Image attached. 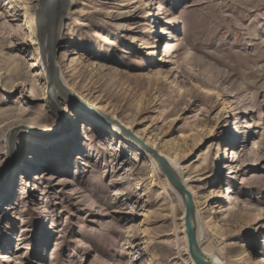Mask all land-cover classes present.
Returning <instances> with one entry per match:
<instances>
[{
  "label": "rangeland",
  "instance_id": "obj_1",
  "mask_svg": "<svg viewBox=\"0 0 264 264\" xmlns=\"http://www.w3.org/2000/svg\"><path fill=\"white\" fill-rule=\"evenodd\" d=\"M36 1L0 0V264H193L143 152L69 102L53 133ZM66 19V83L176 163L217 264H264V0H72Z\"/></svg>",
  "mask_w": 264,
  "mask_h": 264
},
{
  "label": "water",
  "instance_id": "obj_2",
  "mask_svg": "<svg viewBox=\"0 0 264 264\" xmlns=\"http://www.w3.org/2000/svg\"><path fill=\"white\" fill-rule=\"evenodd\" d=\"M39 12L41 14V41L38 44L39 57L42 64L46 90L54 88L63 97L75 102L80 110L85 111L99 122L116 128L117 132L130 139L134 145L141 148L145 153L151 154L156 161L157 169L165 177L171 190L175 192L183 206V233L185 236L186 252L193 264H213L210 257L202 250L196 237V214L195 203L192 192L182 181L177 170L170 164L169 158L160 150L147 143L143 138L136 135L131 128L124 125L117 118L87 103L73 91L67 89L59 78V68L57 65V43L58 24L60 16L61 0H37ZM34 23L37 21L33 17ZM36 40L39 42V38ZM45 102V101H44ZM46 106L53 113L55 109L45 102ZM11 149V139L7 150ZM10 162V161H9Z\"/></svg>",
  "mask_w": 264,
  "mask_h": 264
},
{
  "label": "bare ground",
  "instance_id": "obj_3",
  "mask_svg": "<svg viewBox=\"0 0 264 264\" xmlns=\"http://www.w3.org/2000/svg\"><path fill=\"white\" fill-rule=\"evenodd\" d=\"M71 5H72V0H61V5H60V16H59V24H58V34H57V38H56V43L57 45L59 44V38H60V34H61V31L63 30V24H64V21H66L67 19V16H70V8H71ZM34 15L36 16L37 18V21L34 23L32 21V19L29 20V24H28V27H30V34L34 36V39L36 40V35H37V38H39V42L36 40V44H37V49H38V44L42 43L41 41V28H40V23H41V14L39 12V8H38V4H37V1H36V7L33 9V17ZM39 52V51H38ZM58 53V51H57ZM39 54V53H38ZM57 65H58V68H59V78H60V81L62 82V84L67 88L69 89L70 91H73L74 93H76V91L74 89H72L67 83L66 81L64 80L63 76H62V73H61V69H60V66L58 64V61H57ZM12 70V69H11ZM13 74L15 75L16 74V66H14V70H13ZM77 94V93H76ZM78 95V94H77ZM80 96V95H78ZM81 97V96H80ZM82 98V97H81ZM83 99V98H82ZM84 100V99H83ZM44 101L47 102L48 104H50L54 109L55 111L52 113L50 111V109L45 106L48 110V112L50 114H52L56 120L59 122L60 124V128L57 132H53L55 135L59 134L62 130H63V127L66 126V124L69 123V115H72L71 112L72 110H74V106L75 105L77 107V109L81 112H84L86 113L85 111L83 110H80L78 108V106L75 104V102L73 101H70L68 100L67 98L63 97L60 93H58L54 88H49V90H46L44 91ZM85 101V100H84ZM73 104H69V103ZM62 105V107H61ZM22 113H29L30 111L28 110H22L21 111ZM87 115H89L88 113H86ZM90 116V115H89ZM43 115H40V118L41 120L43 119ZM91 118H93L92 116H90ZM114 117V116H113ZM94 120L98 121L97 119L93 118ZM99 122V121H98ZM101 123V122H99ZM105 125V124H104ZM107 126V125H106ZM110 128H112L113 130H116L115 127L113 126H108ZM120 136H122L123 138L126 139L127 142H125L123 139H121L124 143H129L131 145H133L135 148H137L139 151L143 152L146 156H147V159L150 160L151 162H153L155 164V166L157 167V164H156V161L155 159L153 158V156L151 154H148V153H145L141 148L137 147L136 145H134V143L124 137L123 135H121L120 133H118ZM14 138L15 137H12V135H8L6 136V147H8V144H9V141L11 139V149L10 151L7 150V160H6V163L5 164H8L10 159L12 158V156L10 157V152L12 150V148L14 147ZM147 142V141H146ZM149 143V142H147ZM150 144V143H149ZM128 145V144H127ZM152 145V144H151ZM154 146V145H152ZM155 147V146H154ZM170 161V164L172 165V167L174 169L177 170V173L178 175L180 176V178L182 179V181L186 184V186L188 187V189L191 191V189L189 188L188 184H187V181L184 179L182 173L180 172V170L177 168L176 166V163L172 160V159H169ZM6 166V165H5ZM4 166V167H5ZM6 168V167H5ZM158 168V167H157ZM4 169V168H3ZM5 171V173H4ZM159 171V170H158ZM7 170L4 169L2 172H1V178L2 176H4V174H6ZM160 173V172H159ZM162 175V174H161ZM164 177V176H163ZM165 178V177H164ZM192 192V191H191ZM193 194V192H192ZM193 197H194V203H195V196L193 194ZM195 208H196V203H195ZM195 214H196V237H197V241H198V244L201 246L202 242H201V232H200V221H199V217H198V212H197V208L195 210ZM217 225H218V222H217ZM216 233L219 234V236H222L224 233L222 230H220V227L217 226V229H216ZM206 234V233H205ZM206 235L203 236V238H205ZM202 247V246H201ZM202 250L204 251L203 247H202ZM205 252V251H204ZM206 253V252H205ZM213 264H217L215 262V259L208 253H206ZM238 254V253H237Z\"/></svg>",
  "mask_w": 264,
  "mask_h": 264
}]
</instances>
